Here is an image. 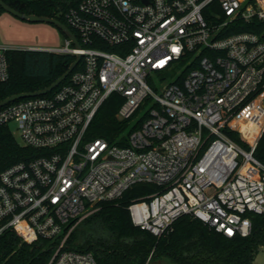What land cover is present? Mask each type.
I'll return each mask as SVG.
<instances>
[{
	"label": "built area",
	"instance_id": "obj_1",
	"mask_svg": "<svg viewBox=\"0 0 264 264\" xmlns=\"http://www.w3.org/2000/svg\"><path fill=\"white\" fill-rule=\"evenodd\" d=\"M65 18L80 45L65 34L46 49L80 54L73 71L47 93L0 107V124L14 123L37 150L0 170V253L13 232L20 244L49 240L47 264H98L93 252L69 247L75 225L137 182L160 187L128 205L132 222L154 235L184 214L228 237L249 235L251 214L264 213L255 154L264 133V3L78 0ZM13 48L22 47L0 43V80ZM113 93L123 97L116 117L126 128L114 141L87 138Z\"/></svg>",
	"mask_w": 264,
	"mask_h": 264
},
{
	"label": "trees",
	"instance_id": "obj_2",
	"mask_svg": "<svg viewBox=\"0 0 264 264\" xmlns=\"http://www.w3.org/2000/svg\"><path fill=\"white\" fill-rule=\"evenodd\" d=\"M16 9L50 15L66 23V10L78 0H5ZM5 9L0 5V12ZM9 77L0 80V100L20 92L44 88L60 76L74 55L37 48H13L6 52ZM79 67V66H78ZM77 67V68H78ZM76 68V69H77ZM123 101L120 94H111L99 108L87 132V138L104 136L114 141L126 128L127 121L119 120L116 112ZM230 135L246 145L239 133ZM37 150L21 143L9 124H0V170L20 160L34 157ZM264 162V133L255 150ZM151 182H137L124 194L100 203V208L80 222L69 239V247L91 251L98 264H146L149 256L165 255L174 264H253L264 246V213L251 214L252 230L247 236L228 237L207 223L190 215L179 217L170 229L157 236L134 224L128 205L133 199L159 190ZM52 243L40 239L23 242L13 232L3 237L0 264H47Z\"/></svg>",
	"mask_w": 264,
	"mask_h": 264
},
{
	"label": "rangeland",
	"instance_id": "obj_3",
	"mask_svg": "<svg viewBox=\"0 0 264 264\" xmlns=\"http://www.w3.org/2000/svg\"><path fill=\"white\" fill-rule=\"evenodd\" d=\"M260 2L264 3V0H260ZM4 12L5 13H3L4 15L2 16V19L0 18V34L10 43L23 46L40 45V48L56 47L65 43V34L57 25L54 24V22L52 23L44 20L29 21L7 10ZM4 16L7 17L4 18ZM66 24H68L67 21ZM151 84L155 87L154 82H151ZM149 106H151L150 102H148L144 108L140 110L138 116L132 119L130 126L137 122ZM10 125L15 127L14 123H11ZM16 136L19 138L18 134H16ZM82 220L80 219L75 226L82 222ZM146 264L174 263L169 257L161 255L152 257ZM253 264H264V246L260 247Z\"/></svg>",
	"mask_w": 264,
	"mask_h": 264
},
{
	"label": "water",
	"instance_id": "obj_4",
	"mask_svg": "<svg viewBox=\"0 0 264 264\" xmlns=\"http://www.w3.org/2000/svg\"><path fill=\"white\" fill-rule=\"evenodd\" d=\"M0 5L7 11L20 16L23 19H27L29 21H40V20H44V21H49V22H54L55 25H57L64 34H66L67 36H69L73 42L76 45H80L76 35L74 34V32L72 31V29H70V27L63 21H61L59 18L54 17V16H50V15H41V14H36V13H27V12H22L18 9H16L15 7L11 6L9 3H7L5 0H0ZM37 49H46V48H37ZM81 58V55L78 54L76 56V58L70 63V66L67 68V70H65L60 76H58L54 81H52L49 86H46L44 88H40V89H36V90H29V91H20V92H16V93H12L6 97H4L3 99L0 100V107L4 106L5 104L12 102L16 99L22 98V97H26V96H32V95H38V94H43V93H47L48 91H51L53 88H55L56 86H58L75 68V66L77 65V63L79 62Z\"/></svg>",
	"mask_w": 264,
	"mask_h": 264
},
{
	"label": "crops",
	"instance_id": "obj_5",
	"mask_svg": "<svg viewBox=\"0 0 264 264\" xmlns=\"http://www.w3.org/2000/svg\"><path fill=\"white\" fill-rule=\"evenodd\" d=\"M3 13H5L4 11L0 12V18L2 19V16L4 15ZM7 16H4V18H6ZM0 43H6V44H10L12 46H18V47H22V48H40V45H30V46H23V45H17L15 43H10L9 41L5 40L2 35L0 34ZM46 48V47H43Z\"/></svg>",
	"mask_w": 264,
	"mask_h": 264
}]
</instances>
